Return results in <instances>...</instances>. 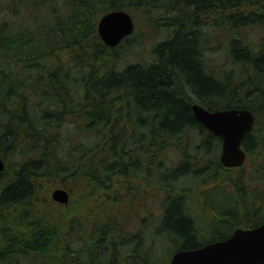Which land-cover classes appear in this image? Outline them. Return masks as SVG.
Listing matches in <instances>:
<instances>
[{
  "label": "trees",
  "instance_id": "obj_1",
  "mask_svg": "<svg viewBox=\"0 0 264 264\" xmlns=\"http://www.w3.org/2000/svg\"><path fill=\"white\" fill-rule=\"evenodd\" d=\"M114 10L133 21L141 12L167 34L150 62L119 66L118 47L133 33L115 47L102 43L97 22ZM215 13L208 25L227 43L217 66L204 53ZM253 29L251 43L241 31ZM193 103L254 116L241 143L253 165L229 180L233 191L217 183L203 193L208 238L188 210L193 190L182 188L237 168L220 164L221 140L195 120ZM262 123L264 0H0V157L15 158L10 177L6 161L0 172V264H168L179 250L261 224ZM50 177L83 180L90 190L81 198L99 199L89 218H68V227L57 213H37V182ZM143 192L161 195L156 214ZM112 200L127 203L135 231V219L126 225L102 208Z\"/></svg>",
  "mask_w": 264,
  "mask_h": 264
},
{
  "label": "rangeland",
  "instance_id": "obj_2",
  "mask_svg": "<svg viewBox=\"0 0 264 264\" xmlns=\"http://www.w3.org/2000/svg\"><path fill=\"white\" fill-rule=\"evenodd\" d=\"M133 18H134V32L133 34L129 37V39L125 40L124 42L121 43L122 46L118 47V55L120 56L119 59V66L122 68L128 64L131 63H147L150 62L151 59L153 58V47L161 40H163L167 34L164 33V30L158 28L155 29L154 26L152 27L148 26L145 17L141 12H134L133 13ZM220 17L218 16L217 13L209 19H206V25L204 26V31L206 34V41L204 42V53L205 57L207 59V62L209 64L214 63L217 66V63L219 61H225L227 58V52H226V47L227 43H225L223 39H220L219 31L216 27L212 28L210 30V27L208 25V22H213V24H217L219 21ZM207 30V31H206ZM258 31L253 29V30H247V31H241L242 36H246V39L254 43L258 39ZM211 36V37H210ZM217 38V39H216ZM214 49V50H213ZM211 50V51H210ZM261 115V113H259ZM69 122V121H68ZM70 128L71 126L68 125ZM262 129H264V123H262L261 126ZM221 146V143H220ZM175 157L174 154H170ZM173 156L168 157L171 159ZM220 156V150L217 152V159L219 160ZM173 157V158H174ZM253 158V157H251ZM4 161V160H3ZM6 161V163H5ZM4 163L7 164L6 168V177L9 176V174L12 172L14 168V163H15V158L13 156H6ZM253 163L252 161H248L244 163V165L241 168H244V173L248 170L250 166H252ZM240 168L237 169H224L219 172V175H216L215 179L217 182H209L207 185L203 187L197 186L196 188H192L189 183L186 182V185H181L186 193V190H193L191 193V198H188L187 200V206L188 210L191 213V215L196 219L197 225L201 232H203V235L208 238L209 235V230L207 229V220L210 218L207 217V214H209V208L206 206L203 198V193L205 190H208L212 186H214L217 183L222 184L225 187V189L234 190V187L231 181L235 178V176L239 173ZM10 177V176H9ZM38 185V190H37V196L36 199L42 203L41 206L38 210L37 213L40 212H45L48 215H52V213H57L60 218H63L68 222V218H75L78 219L81 216L84 215L83 219L89 218V216H85L86 213H92L93 211L91 210L92 207H97L96 202L99 200L98 198H81L84 196L85 192H88L90 189L87 185L83 183V180L80 179L79 177H74L72 179H67L64 184H60L59 180L53 177L47 178V179H42L41 181L37 182ZM65 189L68 194H69V202L67 205H62L54 202L51 199V194L52 192L57 189ZM180 190V192H183V190ZM188 191V192H189ZM209 201L215 202L216 196L218 195V192L215 190H211L208 192ZM145 195L143 198H145V201H149L150 205V213L156 214L160 210V200H161V195L160 196H152V198L148 197L147 198V193L143 192ZM123 199V198H121ZM126 199V198H124ZM225 198H223V203ZM141 200L137 202V205H141ZM227 201V198L225 199ZM52 202L54 205H50L49 203ZM95 204V205H94ZM226 204V202L224 203ZM136 205V204H135ZM228 205V204H227ZM44 207H46L44 209ZM61 207V208H59ZM102 208H104L105 211L109 212L110 214L115 213V214H121L120 215V222L124 224H129L130 220L129 218L131 217L132 219H135L133 215L129 214H123L126 212L127 208V203L124 204L122 200H119L118 203L115 201H111L109 203H106L102 205ZM123 211L120 213V210ZM85 212V214H84ZM5 216L12 217L16 216L15 210L8 211V212H3ZM153 214V215H154ZM39 215H42L41 213ZM113 215V214H112ZM128 216V218H126ZM82 220V219H78ZM138 220V219H137ZM137 220L135 219L132 223L131 229H134L135 231L137 227ZM68 227H70V222H68ZM211 225V223H210ZM1 227V223H0ZM222 232H226L225 229H220ZM87 232V230H86ZM85 233V232H84ZM83 233V234H84ZM76 238L75 235L72 234V241H74ZM165 252V249H164Z\"/></svg>",
  "mask_w": 264,
  "mask_h": 264
},
{
  "label": "water",
  "instance_id": "obj_3",
  "mask_svg": "<svg viewBox=\"0 0 264 264\" xmlns=\"http://www.w3.org/2000/svg\"><path fill=\"white\" fill-rule=\"evenodd\" d=\"M97 34L108 47L117 46L134 31V21L124 10L109 11L97 22ZM195 120L221 140L219 162L224 168L241 167L246 154L241 143L254 124L252 112L245 108L208 111L197 103L191 104ZM5 168L0 157V172ZM51 199L62 205L69 202L65 189L57 188ZM168 264H264V221L248 229L237 228L224 239L202 247L175 252Z\"/></svg>",
  "mask_w": 264,
  "mask_h": 264
},
{
  "label": "bare ground",
  "instance_id": "obj_4",
  "mask_svg": "<svg viewBox=\"0 0 264 264\" xmlns=\"http://www.w3.org/2000/svg\"><path fill=\"white\" fill-rule=\"evenodd\" d=\"M200 29H201V28H200ZM206 31H207V30H206ZM210 37H211V36H210ZM127 38H128V37H127ZM216 39H217V38H216ZM119 45H120V44H119ZM121 46H122V45H121ZM213 50H214V49H213ZM210 51H211V50H210ZM229 55H230V54H229ZM240 64H241V63H240ZM239 66H240V65H239ZM66 134H67V133H66ZM29 158H30V157H29ZM38 173H39V172H38ZM7 175H8V174H7ZM7 175H6V176H7ZM9 176H10V175H9ZM11 178H12V177H11Z\"/></svg>",
  "mask_w": 264,
  "mask_h": 264
},
{
  "label": "flooded vegetation",
  "instance_id": "obj_5",
  "mask_svg": "<svg viewBox=\"0 0 264 264\" xmlns=\"http://www.w3.org/2000/svg\"><path fill=\"white\" fill-rule=\"evenodd\" d=\"M228 238V237H227ZM224 239H226V238H224ZM224 239H221V240H224ZM216 241H219V240H216Z\"/></svg>",
  "mask_w": 264,
  "mask_h": 264
}]
</instances>
